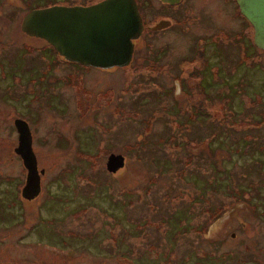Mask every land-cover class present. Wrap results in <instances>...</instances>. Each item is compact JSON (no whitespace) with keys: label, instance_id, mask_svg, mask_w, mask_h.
Segmentation results:
<instances>
[{"label":"rangeland","instance_id":"obj_1","mask_svg":"<svg viewBox=\"0 0 264 264\" xmlns=\"http://www.w3.org/2000/svg\"><path fill=\"white\" fill-rule=\"evenodd\" d=\"M97 1L0 0V139L14 118L27 117L45 172L27 213L18 197L21 161L0 164V194L11 175L16 198L0 200V264H264V52L255 49L248 68L214 46L218 59L191 82L201 81L207 97L185 85L192 64L174 61L178 54L161 63L147 57L160 52L163 37L138 46L121 69L69 65L79 75L75 121L59 95L67 97L62 86L73 89L72 79H49L54 53L20 24L33 10ZM208 2L216 19L203 21V39L215 28H237ZM218 2L234 13L232 0ZM203 49L209 57L211 48ZM23 98L37 109L20 106ZM194 105L203 107L202 119L188 118L199 114ZM59 126L69 132L56 141ZM110 154L124 157L117 174L106 171ZM217 208L227 211L217 218Z\"/></svg>","mask_w":264,"mask_h":264},{"label":"flooded vegetation","instance_id":"obj_2","mask_svg":"<svg viewBox=\"0 0 264 264\" xmlns=\"http://www.w3.org/2000/svg\"><path fill=\"white\" fill-rule=\"evenodd\" d=\"M101 1L103 0H99L95 2V4ZM134 1L137 6L138 14H139L143 29L141 30V32L139 33L137 37L132 39L133 52H132L131 60L138 46L140 45L149 46L150 44L149 41L151 42L150 45L152 46L155 38H161V37L165 38L164 40L166 41V43H164L162 46L158 48V51L160 52L157 53V50L156 51L154 50V52L151 53L149 56H147L146 54L145 55L147 57H151L150 59H156L158 60L159 63H161L160 60L173 61V58L175 57L174 54H178L179 55L178 59L174 61L185 62V64H189V65L192 64V66H190L191 67L190 70H187L188 72L184 76V83L189 88V90L192 89V91L194 92L203 94V97H207V94L205 92V88L202 87V84H201L202 82L200 81L199 83L195 82L191 84L192 79L194 77H196L198 80L203 79V64L209 61H216V59H218L219 56L226 55L229 58L236 60L238 63L246 64L247 67L249 68L251 65V62L252 61L254 62L256 60L254 50L258 48L256 47L254 43L255 31L252 25L241 15L236 0H232V2L235 5L233 14H230L226 10H223L219 5L218 0H211L218 4L219 9L222 10L221 12H223V14L226 15L227 18L229 17L230 20L238 21V24H237V28H231V29H228L227 31H223L218 28H215L213 32L210 34L209 38L207 39H203V21H205L206 23L208 22L213 23V21L216 19L214 16V14H216L215 11H212V15L208 13L209 12L208 10L210 9L209 7L211 6V3H209L208 0H170L172 4L170 2H164V0H134ZM91 5H94V4H90L88 6H91ZM88 6H81V7H88ZM66 7H75V6H66ZM241 18L243 19V21L241 20ZM198 25L201 26V30L198 28ZM159 26L161 28H159L158 30H154L155 28ZM44 42L46 43V41ZM231 43L237 46L238 49L237 50L234 49V51H231L229 49L230 45L233 46ZM241 43H243L242 46H240ZM214 46H216V49L219 48L221 49V51H224V53L218 56V54L216 53V50L214 49ZM203 48H211L209 57L208 55H206L207 57H205ZM50 49L52 53H54L53 56H55V58L57 59V63L51 69L49 73L51 76L49 77V79L54 80L55 82H58V83L63 82L64 80L68 78L72 79L73 89L70 88L69 86L67 87L62 86L63 89L66 88L67 97H64V95H62V92L59 95L66 102V104H70V107L73 106L71 107V111H70L71 117L72 119H75V121H77V113H78L77 92L78 91L76 87H77V79L79 75H78V72H75V70H72L71 67H75V66L77 67L80 66L82 68H90V67H84L76 63H71L64 56L57 53L51 47ZM248 50L253 51V53L252 54L247 53ZM258 50L264 52L263 50H260V49ZM164 51H166V53ZM146 56H142V57L145 58ZM203 57L205 58V61H203ZM195 63H198V65L195 66ZM165 65L167 67L168 64H165ZM59 67H61L62 69L64 67L67 68V71H64V74L60 76H58L55 73V71ZM161 70L162 69H160V71ZM175 80L177 81L178 79H175ZM189 83L190 85H188ZM178 86L181 88V82L178 83ZM176 88L178 87L176 86ZM176 88L174 85L170 87V91L172 92V94L175 93ZM29 93H32L30 89L28 90V92L27 91H23L21 93L19 92L18 95L20 96L21 94L23 97H25L29 95ZM23 99H22V103L20 106L23 105L25 109L26 108H31L34 110L37 109V106H38L36 104L37 101L31 100L30 102H26L25 99L24 100ZM192 110H194L195 112L198 111L199 114L195 113L191 115L190 117H188L189 119L192 120L195 118V116H199V118L201 119L203 118V114H202L203 107L202 106L194 105L192 107ZM13 112L18 116L20 115L18 111L17 112L13 111ZM17 119H20V118H14L12 122V126H8L9 136L7 137V139H4V138L0 139V149L3 150L2 152L3 154L0 156V164L2 163L5 164V162L13 163L15 156L20 160L19 156H17L14 152L16 148V144H17V137H18L16 129L14 127V121ZM21 120L27 123L29 131H30L29 119L27 117H22ZM60 129H61V126L55 129L56 130L55 132L56 141L58 140L57 138L59 137L61 138L63 136L67 137L68 135L69 129L64 130V131ZM30 134H31V131H30ZM33 137L34 136L31 134V145L32 146H33ZM32 151H33V148H32ZM110 155H115V154H110ZM115 156H122V155H115ZM37 166H38V163H37ZM119 172L120 170L117 171L115 174ZM44 174L40 176V180H41V177L44 176ZM25 177H26V173L24 175V181H25ZM2 180H4V178H2ZM6 182H8V189L5 192L4 188H1L2 194H0V200L4 202L5 201L4 197L7 194L8 196H11L9 205H12V204L14 205L16 201V198L14 197V194H15L14 177L11 175H8ZM19 194L21 196V189L19 191ZM40 194H41V191H40ZM19 200L21 201V199ZM39 200L40 198L38 196L30 200H26L22 198V201L28 203V206L25 212L27 211V213H29L34 206L32 203H35ZM236 201L238 202L239 200L236 199L235 202ZM217 210L219 209L217 208L216 212ZM216 212L214 213V215L217 214ZM210 219L211 217L207 221H209ZM207 231H208V227L205 232L207 233ZM231 237L234 238V235H232ZM38 264H43V263L40 262Z\"/></svg>","mask_w":264,"mask_h":264},{"label":"water","instance_id":"obj_3","mask_svg":"<svg viewBox=\"0 0 264 264\" xmlns=\"http://www.w3.org/2000/svg\"><path fill=\"white\" fill-rule=\"evenodd\" d=\"M164 2L171 3L170 0ZM236 2L241 15L254 28L256 47L264 51V0ZM20 29L29 36L45 40L71 63L110 69L124 68L130 63L132 39L143 27L134 0H103L88 7L33 10L22 19ZM14 127L18 135L14 152L26 171L21 196L30 200L40 193V176L44 171H38L27 123L17 119ZM123 167L122 156L110 155L107 158L105 168L108 173L115 174Z\"/></svg>","mask_w":264,"mask_h":264},{"label":"trees","instance_id":"obj_4","mask_svg":"<svg viewBox=\"0 0 264 264\" xmlns=\"http://www.w3.org/2000/svg\"><path fill=\"white\" fill-rule=\"evenodd\" d=\"M20 186H21V185H18V197H19V191H20V190H19V187H20ZM226 211H227V210H223V211H220V213H218V211H217L218 214H216L215 216L218 218V217H220L221 215H223ZM216 217H215V220H216ZM213 221H214V220H213ZM213 221H212V222H213ZM212 222H211V223H212ZM211 223H210V224H211Z\"/></svg>","mask_w":264,"mask_h":264}]
</instances>
